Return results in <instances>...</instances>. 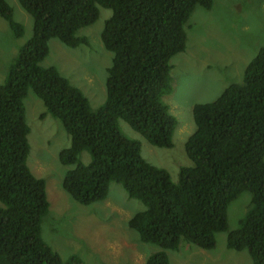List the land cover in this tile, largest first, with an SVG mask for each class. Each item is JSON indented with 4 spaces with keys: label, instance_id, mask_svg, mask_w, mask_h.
<instances>
[{
    "label": "trees",
    "instance_id": "obj_1",
    "mask_svg": "<svg viewBox=\"0 0 264 264\" xmlns=\"http://www.w3.org/2000/svg\"><path fill=\"white\" fill-rule=\"evenodd\" d=\"M19 3L33 19V34L0 83V264H85L75 254L64 262L42 237L50 203L46 180L28 163L31 129L24 100L30 90L70 137L71 146L59 155L69 167L63 189L89 206L106 201L117 183L146 207L129 221L141 242L160 249L145 264H170L167 251L182 243L215 249L216 235L228 232L230 205L245 192L251 205L240 227L228 234L227 246L247 250L254 264H264V47L246 67L242 84L194 107L196 130L185 145L192 165L181 167L174 182L143 158L140 142L123 134L119 120L154 147H174L178 122L165 102L174 81L171 59L187 49L196 8L211 10L215 0ZM100 7L112 13L101 35L112 65L106 100L95 110L57 68L41 64L52 39L69 48L87 44L78 33L98 21ZM0 17L16 39L24 37L25 26L6 0H0ZM85 152L87 165L81 161Z\"/></svg>",
    "mask_w": 264,
    "mask_h": 264
},
{
    "label": "rangeland",
    "instance_id": "obj_2",
    "mask_svg": "<svg viewBox=\"0 0 264 264\" xmlns=\"http://www.w3.org/2000/svg\"><path fill=\"white\" fill-rule=\"evenodd\" d=\"M14 17L25 26V35L16 39L8 23L0 17V83L20 47L33 34V19L19 0H6ZM111 11L100 7L98 21L79 31L88 40L69 48L56 39L49 43V56L43 67H55L72 85L79 88L98 109L106 100V80L112 54L106 49L102 32ZM185 52L171 59L173 88L165 97L171 114L177 119L174 147L152 146L125 121L119 120L124 135L140 142L142 156L157 168L165 169L174 182L180 168L191 166L185 145L196 130L193 110L196 105L214 102L231 84H242L245 69L264 47V3L261 0H215L211 10L197 7L190 18ZM31 154L28 160L33 174L47 182L50 213L43 223L42 237L65 262L78 255L85 264H145L160 249L141 242L129 221L146 207L130 198L124 188L112 183L106 201L84 206L63 189L69 167L59 155L71 146L69 135L59 120L46 114L42 101L30 90L24 100ZM90 155L83 153L87 165ZM72 168V167H71ZM251 194L243 193L228 209V232L216 235L215 249L206 251L182 243L167 251L170 264H254L247 250H230L228 234L240 227L251 205Z\"/></svg>",
    "mask_w": 264,
    "mask_h": 264
}]
</instances>
